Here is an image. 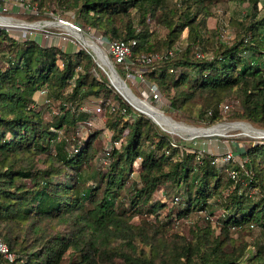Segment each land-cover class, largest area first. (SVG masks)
Instances as JSON below:
<instances>
[{
	"label": "trees",
	"instance_id": "16d2710c",
	"mask_svg": "<svg viewBox=\"0 0 264 264\" xmlns=\"http://www.w3.org/2000/svg\"><path fill=\"white\" fill-rule=\"evenodd\" d=\"M224 1L30 4L40 13L63 15L99 39L136 40V66L145 55L177 53L187 32L183 54L142 66L143 78L159 87L171 110L192 122L216 125L221 108L238 102L231 118L264 125V0H232L250 3L259 18L236 22L235 42L220 45L206 36L207 19ZM153 25L166 29V37H158ZM115 69L126 79L125 66ZM38 92L61 114L47 120L45 110H38ZM99 102L104 130L112 141H123L111 163L95 169V142L103 131L86 140L78 132L91 119L81 108ZM173 143L116 91L91 51L20 41L0 28V236L16 255L13 264H264V243L253 252L231 238L234 231H264V140L240 151L245 181L225 177L214 156L199 161L195 152ZM135 172L139 180L132 178ZM161 188L181 198L180 205L155 200ZM199 212H221L219 234L211 226H196L189 236L172 233V222ZM159 213L166 214L165 222Z\"/></svg>",
	"mask_w": 264,
	"mask_h": 264
},
{
	"label": "rangeland",
	"instance_id": "374dc122",
	"mask_svg": "<svg viewBox=\"0 0 264 264\" xmlns=\"http://www.w3.org/2000/svg\"><path fill=\"white\" fill-rule=\"evenodd\" d=\"M30 3L31 0L16 1L15 5L12 6L9 14L6 15L12 23H0V28L6 29L12 36H14L20 41L35 39L43 45H56L62 48L63 50L78 51L80 49H85L92 52L90 48H87L85 46L82 40L78 39L75 35L70 33L66 29V27L46 26L53 22H73L65 19L63 15L54 14L53 12L40 13V11H38V14H35L34 7L37 8V5H31ZM211 13L212 15L207 19L206 36L209 37L212 41H217V43L220 45H231L235 42L236 34L239 32H237L238 27L235 24L236 22H245L250 18H253V15H255V18H259V12L250 3H241L240 1L232 0L219 2L211 8ZM66 15L72 19H74L75 16L71 12L67 13ZM24 24L44 26V28L24 27ZM73 24L74 26H76L75 23ZM153 29L158 37H166V29L158 27L156 25H153ZM48 32L52 35V37L46 38L45 35ZM81 32L95 39L113 63L112 58L108 53V48L101 43V39L96 37L91 32H86L83 30H81ZM63 37H67L68 39L63 40ZM186 37L187 32L184 33L183 37L179 40L178 44L176 45L175 50L178 56H181L183 54V51L186 47ZM200 54L204 57H211L210 53L201 52ZM96 62L98 64L100 73L106 76L110 81L111 76L108 68L101 64L102 62H99L97 59ZM140 68V66L132 65V68H130L129 72L127 73L126 79L121 76L120 77L128 84L133 93L139 99L146 101L152 107H155L164 116L169 118L173 123L179 125V127L209 130L220 127L222 125H232L236 123H241L244 125V127H247L228 129L225 135H211L208 137L192 138L191 135H189L183 130H174L170 126H162L163 130L167 132L171 136L173 141L178 144L183 150H188L194 153L198 149L202 148L206 151V155H212L215 158H221L225 153L232 152L235 155V160H233L229 164L218 165V167L223 171L225 177H229L228 170L233 169V167L237 165L239 166L240 163L245 161L241 156L240 151L244 150L250 144H257L264 140L263 124H257L249 121L234 120L233 118H231V115L233 113V111H231V108L233 110L239 108L238 102H231L230 105H226L221 108V115L223 117L222 121L216 125H209L206 122H192L191 120L186 119L183 113H177L171 110L169 101L163 93L162 99L160 101H154L149 93L150 83L145 79L143 80L139 77L141 73V71L139 70ZM116 91L121 95V93L117 89ZM40 93L41 92H38L35 97L38 98V110H45L44 117L47 120H51L53 115H60V109L54 108V106L50 102H48L46 95H41ZM114 104L117 105L116 102ZM101 105L102 104L99 102L96 105H93L92 107L81 108V111H87L88 113H91V119L86 124L80 125V131L78 132V136H80L82 140H86L91 134L96 133L98 131H103L95 142V147L98 151L97 159L94 162L95 169H101L102 167L109 165L112 161L111 157L107 158L105 155V150L110 146L112 138L110 136V132L108 130H104L107 125V120L106 117L103 115L104 108ZM72 109L77 110L76 104L72 106ZM99 109H101V111H99ZM135 111L140 113L137 109H135ZM70 150L72 149L70 148ZM180 157L181 153H178L176 155V158ZM241 170L242 171L240 172L239 180L245 181L243 173L245 174L246 170L245 168ZM138 177V172L133 173V179L139 180ZM249 191V193L254 197L258 198L260 196L254 190L250 189ZM162 199L167 200L171 205H173L174 208L178 207L181 203V198L177 200V197L173 198V195L166 196V193L164 192L163 188H161L155 195V200ZM165 215V213H159V216L161 217L163 222H165ZM220 217L221 212H216L214 216H210L208 212L195 213L189 219L172 222L170 225L172 228L171 231L172 233H181L183 235L189 236V231L193 230L196 226H211L212 230L215 231L216 234H219L221 227V222L219 221ZM231 236V238H233V240L237 243H246L251 245V250L253 252L257 251L255 245L264 243V231L259 228H255L251 231H234L232 232Z\"/></svg>",
	"mask_w": 264,
	"mask_h": 264
},
{
	"label": "built area",
	"instance_id": "2783aa9c",
	"mask_svg": "<svg viewBox=\"0 0 264 264\" xmlns=\"http://www.w3.org/2000/svg\"><path fill=\"white\" fill-rule=\"evenodd\" d=\"M16 1L18 0H0V23H3V20H9V18L6 16L11 11L12 6L15 5ZM23 1V0H22ZM35 14H38V8L34 7ZM64 23V22H63ZM69 24L74 25L73 23L66 22ZM46 26H55L56 25H46ZM39 28H44V26H40ZM46 38L52 37V35L48 32L46 35ZM63 40H67V37H63ZM101 43L108 48V53L112 58V61L114 64H119L125 66V69L127 73L129 72L130 68H132L133 62L131 60L134 50L137 46V41H108L101 39ZM163 57H170V58H178V54L170 51L168 55L164 56L160 53H154L143 56L140 60V67H145L154 61L161 60ZM141 71L139 77L144 80L143 74L145 72L144 68L139 69ZM173 72V71H172ZM149 93L152 96L154 101H160L162 99V93L159 89V87L156 84H150L149 85ZM41 95H44L45 92H41ZM228 108V107H226ZM101 111V109H99ZM211 114V113H210ZM123 139H116L112 141L111 145L105 150V155L107 158L111 157L112 151L114 149H119L121 147ZM173 146L175 148H179V145L175 142L173 143ZM197 159L201 161L205 155L206 151L204 149H198L196 152ZM233 160H235V155L232 152L225 153L221 158L216 157L213 161L214 165L219 164H229ZM246 161L240 163L239 168L244 169L245 168ZM229 177L234 180L238 181L240 177V170L239 169H230L228 170ZM179 200V198H177ZM16 260V255L11 251L9 245L3 240V238L0 236V264H13Z\"/></svg>",
	"mask_w": 264,
	"mask_h": 264
},
{
	"label": "bare ground",
	"instance_id": "6f19581e",
	"mask_svg": "<svg viewBox=\"0 0 264 264\" xmlns=\"http://www.w3.org/2000/svg\"><path fill=\"white\" fill-rule=\"evenodd\" d=\"M3 22H5V24H11L12 23L10 19L9 20H6L5 19V20H3ZM23 26L24 27H35V28L39 27L38 25H28V24H24ZM72 32L74 33L73 35H75L78 39H80V40H82V42H84V44H85V46L87 48L96 50L97 53L102 56V54L99 51V47H101V46L99 45L98 42H96L95 39H93L91 36H88V35L83 34V33L76 32L74 30H72ZM99 62H102V61L99 60ZM111 80L114 83V85L117 88V90L121 94H123V96H125L135 106V108L137 110H139L141 112H144V113L148 114L149 116H152L158 123L161 124V126H163V125L164 126H170L174 130H178L179 128H181V127H179V125H176L175 123H173L169 118H166L160 111H158L155 107H152L146 101H143L141 99H135L133 96H131L122 87V85L119 83V81L117 79H115V78H113L111 76ZM241 127L245 128L246 126L244 127V125H240V124H235V125H222L220 127L214 128L213 130L207 131L206 133L214 134V135H225V133H226V131L228 129H236V128H241ZM197 133H200V132H197Z\"/></svg>",
	"mask_w": 264,
	"mask_h": 264
},
{
	"label": "water",
	"instance_id": "95a60500",
	"mask_svg": "<svg viewBox=\"0 0 264 264\" xmlns=\"http://www.w3.org/2000/svg\"><path fill=\"white\" fill-rule=\"evenodd\" d=\"M51 25H56L58 27H66V29L74 34L72 32V30L76 31V32H79V33H82L81 32V29L72 25V24H69V23H63V22H53L51 23ZM40 27V26H39ZM69 27V28H68ZM72 29V30H71ZM85 34V33H83ZM93 54L95 55L96 59L99 61H102V64L108 68L109 70V73H110V76H112L113 78L117 79L119 81V83L122 85V87L131 95L133 96L135 99H139L134 93L133 91L131 90V88L128 86V84L120 77V75L117 73L115 67H114V64L111 62L109 56L105 53V51L99 47V51L100 53L102 54L99 55L97 53L96 50L94 49H91ZM111 84L115 87L114 83L112 82V80H110ZM116 88V87H115ZM117 89V88H116ZM123 96V94H121ZM124 99L133 107L135 108V106L125 97L123 96ZM136 109V108H135ZM139 111V110H138ZM141 114L149 117L150 119H152L156 124H158L161 128V124L158 123L152 116H149L148 114L144 113V112H141L139 111ZM166 117V116H165ZM167 118V117H166ZM236 124H240V125H243L241 123H236ZM232 125H235V124H232ZM163 129V128H162ZM180 130H183L185 132H187L189 135L192 136V138H196V137H208V136H211V135H214V134H209V133H206L207 131H210V130H213V129H209V130H205V129H192V128H187V127H181L179 128ZM197 132H200V133H197Z\"/></svg>",
	"mask_w": 264,
	"mask_h": 264
},
{
	"label": "crops",
	"instance_id": "0c3cea01",
	"mask_svg": "<svg viewBox=\"0 0 264 264\" xmlns=\"http://www.w3.org/2000/svg\"><path fill=\"white\" fill-rule=\"evenodd\" d=\"M36 99H38V98H36Z\"/></svg>",
	"mask_w": 264,
	"mask_h": 264
}]
</instances>
